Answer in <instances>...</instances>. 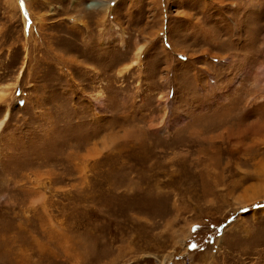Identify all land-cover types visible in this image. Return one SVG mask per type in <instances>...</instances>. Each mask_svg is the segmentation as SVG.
<instances>
[{
	"label": "rangeland",
	"instance_id": "rangeland-1",
	"mask_svg": "<svg viewBox=\"0 0 264 264\" xmlns=\"http://www.w3.org/2000/svg\"><path fill=\"white\" fill-rule=\"evenodd\" d=\"M91 1L0 0V264H264V0Z\"/></svg>",
	"mask_w": 264,
	"mask_h": 264
},
{
	"label": "bare ground",
	"instance_id": "bare-ground-1",
	"mask_svg": "<svg viewBox=\"0 0 264 264\" xmlns=\"http://www.w3.org/2000/svg\"><path fill=\"white\" fill-rule=\"evenodd\" d=\"M111 1L112 0H108V2L107 1H101V0H94V1H91V2H89L88 3V5H89V7H91V8H93V9H96V10H98V9H100L104 4L105 5H107L108 7H110V3H111ZM214 3H217V4H220L221 3V0H212ZM87 7V6H86ZM239 7H240V5H239ZM107 8V7H106ZM236 10V9H235ZM234 31V30H233ZM228 32V31H227ZM228 35H229V33H227ZM235 38V37H234ZM140 54V53H139ZM218 58H220V59H223L224 61H228V59H230V57L228 58V57H222V56H219ZM231 60V59H230ZM232 61V60H231ZM243 80V79H242ZM235 89V88H234ZM236 90V89H235ZM247 91V90H246ZM2 92V91H1ZM245 92V91H244ZM243 92V93H244ZM242 93V94H243ZM235 96H232V99H234V102H233V106H232V108H231V113H232V110H238V109H240V108H238V106L240 105V103L242 102V99L239 97V96H237L236 95V93L234 94ZM255 98V97H254ZM246 99V98H245ZM244 100V99H243ZM247 102H248V100H247ZM244 103H246V102H244ZM246 107V105L244 106V109H246V110H243V111H247V110H251L250 109V103H249V105H248V107L247 108H245ZM261 107H262V105H261ZM242 123V117H240L239 118V121H238V123L237 124H241ZM252 126H254L255 128H259V127H261V124H260V121H256ZM231 128V127H230ZM254 128V129H255ZM242 129V128H241ZM240 130V129H239ZM245 129H243V131H244ZM250 130H251V128H250ZM256 130V129H255ZM233 131H234V129L232 128L231 130H229L228 131V133L229 132H231V133H233ZM229 135H231L230 133H229ZM257 175L258 176H264V167L262 166V167H260L258 170H257ZM262 194H264V184L261 186V187H258L256 190H254V192H253V195L250 197V199H254V198H258V197H260Z\"/></svg>",
	"mask_w": 264,
	"mask_h": 264
},
{
	"label": "snow or ice",
	"instance_id": "snow-or-ice-1",
	"mask_svg": "<svg viewBox=\"0 0 264 264\" xmlns=\"http://www.w3.org/2000/svg\"><path fill=\"white\" fill-rule=\"evenodd\" d=\"M21 3H23V0H21ZM190 247L193 248V249H197L198 245L193 243V244L190 245Z\"/></svg>",
	"mask_w": 264,
	"mask_h": 264
}]
</instances>
